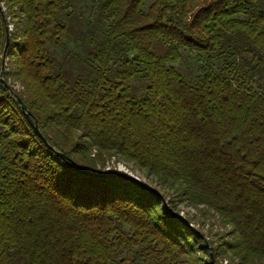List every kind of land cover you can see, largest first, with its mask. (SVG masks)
<instances>
[{
	"label": "trees",
	"instance_id": "1",
	"mask_svg": "<svg viewBox=\"0 0 264 264\" xmlns=\"http://www.w3.org/2000/svg\"><path fill=\"white\" fill-rule=\"evenodd\" d=\"M6 2L0 264L264 260V0ZM166 196L230 226L224 251Z\"/></svg>",
	"mask_w": 264,
	"mask_h": 264
},
{
	"label": "rangeland",
	"instance_id": "2",
	"mask_svg": "<svg viewBox=\"0 0 264 264\" xmlns=\"http://www.w3.org/2000/svg\"><path fill=\"white\" fill-rule=\"evenodd\" d=\"M151 0H144V4L147 5ZM0 9L4 13H6L5 22L7 27V33L8 35H12L15 32V28L13 24H15V20L12 16V13L10 12L8 8V3L6 0H0ZM4 13V14H5ZM14 14V13H13ZM9 37V36H8ZM6 42V41H5ZM5 45V44H4ZM7 48V47H6ZM4 46V51L6 50ZM8 49L6 52H0V58L5 57L4 62H7L8 57ZM2 76V74H1ZM11 81V80H10ZM8 86V85H7ZM103 163H104V169L105 170H116L117 172H120L124 176H130L129 179H133L139 182H142L144 184H147L153 188L157 187V184L152 180V178L146 173V171L142 169H138L133 167V164L129 161H126L122 158H117L113 155H104L103 156ZM179 199V198H178ZM175 200L174 203L172 201V198L169 199L167 196L164 198V201L166 203L167 200L171 201L172 206L177 209V214L182 217L185 220L189 219V226L193 229L198 230L202 235L205 237V246L209 250V254L212 259V248L209 245L211 242L213 246L214 253L224 251V244L223 242L228 238V229L230 226L228 225H222V223L219 221L216 217H201L199 216V210L197 211L196 208L191 207L186 202H181L180 200ZM208 259V256H206ZM217 262L219 264H245L244 262L241 263L236 257L232 256L231 259L228 258L227 254L224 255L223 253L216 258ZM246 264H264V260L262 259H253L249 263Z\"/></svg>",
	"mask_w": 264,
	"mask_h": 264
},
{
	"label": "water",
	"instance_id": "3",
	"mask_svg": "<svg viewBox=\"0 0 264 264\" xmlns=\"http://www.w3.org/2000/svg\"><path fill=\"white\" fill-rule=\"evenodd\" d=\"M7 45H8V41H6V43H5V48L7 47ZM1 74H2V72L0 73V77H1ZM2 79V78H1ZM3 81V80H2ZM6 86H7V84H5ZM10 93L12 94V95H15V93L13 92V91H11L10 90ZM18 100V102L20 103V106H21V109H22V111L25 113V116H26V118L28 119V121H29V123L33 126V129H34V131L43 139V140H45L44 139V137L42 136V134L40 133V131H39V129H38V127H37V125L35 124V123H33L30 119H29V116H28V114H27V112H26V106L19 100V99H17ZM56 153L59 155V156H61L62 158H66V156L63 154V153H61L60 151H56ZM127 178H130V176H126Z\"/></svg>",
	"mask_w": 264,
	"mask_h": 264
}]
</instances>
